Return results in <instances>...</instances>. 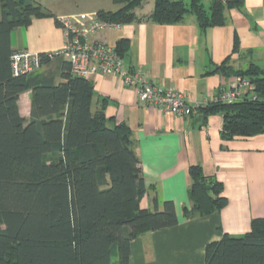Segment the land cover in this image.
Masks as SVG:
<instances>
[{
	"label": "trees",
	"instance_id": "1",
	"mask_svg": "<svg viewBox=\"0 0 264 264\" xmlns=\"http://www.w3.org/2000/svg\"><path fill=\"white\" fill-rule=\"evenodd\" d=\"M145 0H113L115 11L101 9L99 19L120 24L153 21L177 24L194 15L199 28L222 26L227 11L242 0H155L153 11L139 16ZM0 264H129L138 235L178 224L173 201L159 209L141 207L148 192L132 130L110 125L105 104L92 109L94 84L75 76L67 61L63 81L41 79L36 70L15 75L11 67L12 31L50 15L33 0H0ZM124 42L116 49L123 56ZM234 53L239 51L237 41ZM41 65L49 61L41 53ZM227 58L217 71L242 76L255 86L256 99L209 102L204 119L223 115L224 140L264 133V68L250 62L234 68ZM33 90L31 116L20 112L19 98ZM187 218L222 209L223 184L200 164L189 169ZM205 264H264V217L243 236L224 234L207 244Z\"/></svg>",
	"mask_w": 264,
	"mask_h": 264
},
{
	"label": "crops",
	"instance_id": "2",
	"mask_svg": "<svg viewBox=\"0 0 264 264\" xmlns=\"http://www.w3.org/2000/svg\"><path fill=\"white\" fill-rule=\"evenodd\" d=\"M50 15L34 18L28 26L12 31L13 49L48 52L66 42L59 23L71 15L78 25L98 18L101 9L115 11L120 5L109 0H33ZM211 0H204L206 7ZM241 7L227 11L222 26L199 28L194 15L177 24L153 21L123 24L118 29L102 31L95 40L117 45L124 42L126 66L148 75L164 88H175L190 101L212 100L235 76L217 71L227 61L234 68L254 62L264 68V0H242ZM208 5V6H207ZM155 0H147L139 16L150 14ZM1 15V11H0ZM237 41L239 51L234 53ZM67 60L57 57L44 62L36 74L42 79L63 81ZM92 109L105 104L111 126L125 122L132 130L134 150L141 162L148 192L141 207L159 209L164 201H173L178 224L147 231L131 242L129 264H205L208 243L224 234L243 236L256 217H264V133L252 137L224 140L221 136L223 115L206 119L197 111L189 117L161 112L155 106L138 101L135 87L126 86L115 74L96 75ZM33 90L21 93L20 112L30 119ZM200 164L207 176L223 184L226 205L209 215L187 218L190 166Z\"/></svg>",
	"mask_w": 264,
	"mask_h": 264
},
{
	"label": "built area",
	"instance_id": "3",
	"mask_svg": "<svg viewBox=\"0 0 264 264\" xmlns=\"http://www.w3.org/2000/svg\"><path fill=\"white\" fill-rule=\"evenodd\" d=\"M58 20L65 30L66 42L58 49L44 52L48 59L65 58L75 76L90 79L96 75H118L126 86L136 88L139 102L153 105L161 112L189 117L209 102L233 103L257 98L254 84L247 78L235 76L212 100L190 101L175 88H164L153 83L146 73L127 67L115 45L94 39L98 33L118 29L123 24L95 18L78 25L71 15H63ZM41 63V53L25 48L15 49L11 56L15 75L34 71Z\"/></svg>",
	"mask_w": 264,
	"mask_h": 264
},
{
	"label": "rangeland",
	"instance_id": "4",
	"mask_svg": "<svg viewBox=\"0 0 264 264\" xmlns=\"http://www.w3.org/2000/svg\"><path fill=\"white\" fill-rule=\"evenodd\" d=\"M146 1L147 0H145L144 2H143V4L140 6V7H138L136 10H141L143 7H144V4L146 3ZM186 2H189V0H185ZM103 2H105V0L103 1ZM109 2L111 3V0H109ZM113 2V1H112ZM208 6V5H207ZM148 15V14H147ZM116 262H117V250H116V252H114L113 254H112V264H116Z\"/></svg>",
	"mask_w": 264,
	"mask_h": 264
}]
</instances>
